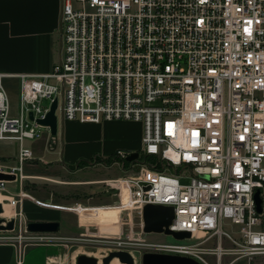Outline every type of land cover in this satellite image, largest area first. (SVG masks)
<instances>
[{"label":"built area","instance_id":"1","mask_svg":"<svg viewBox=\"0 0 264 264\" xmlns=\"http://www.w3.org/2000/svg\"><path fill=\"white\" fill-rule=\"evenodd\" d=\"M61 1L62 58L51 73L21 75L17 115L0 75V141L18 145L16 165L0 172L27 179L24 167L35 155L25 141L43 138L29 115L45 119L55 98L67 121L142 123L140 157L156 158L162 169L147 165L151 177L126 181L129 195L115 207L138 209L141 230L115 242L141 247L142 257L199 264L264 255V0ZM129 155L120 150L114 161ZM8 183L0 181V193ZM147 205L173 207L169 230L190 233L177 240L188 243L142 239ZM30 240L59 239L37 233ZM16 241L0 233V245ZM24 251L17 247L16 264Z\"/></svg>","mask_w":264,"mask_h":264},{"label":"crops","instance_id":"2","mask_svg":"<svg viewBox=\"0 0 264 264\" xmlns=\"http://www.w3.org/2000/svg\"><path fill=\"white\" fill-rule=\"evenodd\" d=\"M61 9V0H0V75L10 101L17 104V109L12 110L13 115L18 114L21 75L51 73L62 58ZM60 111L61 130L56 148L49 145L50 135L45 134L31 146L34 162L41 163H26L24 174L27 179L52 178L56 170L46 168V164L61 165L66 169L81 161L91 163L114 159L120 150L132 154L142 149V123H79L65 120L63 109L60 108ZM59 141V159L49 160V153L57 151ZM17 152V143L0 141V165L15 166ZM7 185H15L14 192L7 188L9 195L15 196L19 183L9 181ZM0 200L8 201L9 196L0 193ZM23 210L35 221L59 222L62 232L60 211L44 210L31 201L23 202ZM65 254L66 250L59 245L31 246L25 250L22 264H54ZM16 255V246L0 245V264H16Z\"/></svg>","mask_w":264,"mask_h":264},{"label":"rangeland","instance_id":"3","mask_svg":"<svg viewBox=\"0 0 264 264\" xmlns=\"http://www.w3.org/2000/svg\"><path fill=\"white\" fill-rule=\"evenodd\" d=\"M59 100L61 104L62 98L60 97ZM10 104L13 111L17 109L16 103L10 101ZM43 105L49 107L50 102L45 101ZM57 115L59 119L58 130L60 131V109L57 111ZM41 132L45 136L50 134L46 128H41ZM39 140H26L25 143L31 147ZM60 145L61 142L59 141L57 151L49 153V160L59 159L58 150ZM139 153L141 156L143 155L142 152L139 151ZM34 160L31 161L33 164L41 163L40 161L34 162ZM136 163L133 165L132 163L115 162L114 160L106 163L105 161L97 160L79 169H65L61 165L56 164L44 165L46 168L56 170L53 172L54 176L52 178L25 179L22 184L19 183L15 196L9 195L7 189L1 192L3 195L9 196V198L15 197L19 203L14 208L17 214L13 218L15 220L14 231H0V233L17 238L19 242L16 241L12 245H16V247L22 246L24 250L36 245L63 246L66 254L61 259L56 260L57 262L54 264H75L76 253L74 254L73 250L92 252L97 256L103 255L105 248L100 243H89V247L83 248L81 244L76 242L79 238L114 241L131 234L133 239H137L141 230L140 211L138 209H133L131 212L120 211L115 207L129 195L130 188L126 181L141 176L145 178L152 176V171H148L146 168L147 165H150L148 161L140 157ZM7 188L10 192L15 191V185H7ZM24 201H31L44 210L53 209L61 212L62 232L53 234L59 240L54 243H39L30 240L37 233L27 231V224L35 220L24 212ZM0 202L9 204V201L5 200H0ZM74 226H76L75 230L73 229ZM224 227L229 231L237 229L228 221H225ZM141 238L150 242L188 243L187 241H177L171 236L154 233L142 235ZM74 243L76 246L72 250ZM225 246H229V243L226 242ZM133 250L138 262L142 264L144 249L134 245ZM224 262H228L227 258L224 259ZM235 264H264V255L255 257L250 261H239Z\"/></svg>","mask_w":264,"mask_h":264},{"label":"water","instance_id":"4","mask_svg":"<svg viewBox=\"0 0 264 264\" xmlns=\"http://www.w3.org/2000/svg\"><path fill=\"white\" fill-rule=\"evenodd\" d=\"M59 110L58 98H55L50 106L45 119H34L33 113H30V120L35 121L39 126L49 130V145L56 148L58 142V115ZM140 157L138 152L130 154L126 158V162H136ZM16 178L13 175H8L0 172V181H14ZM255 202L257 212H263V201L260 197V190L255 193ZM4 213L3 205L0 203V215ZM175 217L174 208L171 206L162 205H147L143 209L142 218L144 223V232L147 234H165L171 236L176 240L189 239L190 233L187 232H172L169 230L173 219ZM5 224V225H3ZM15 228V220L0 219V231H13ZM61 225L59 222H43L33 221L27 224V231L31 233H52L60 232ZM118 258L122 264H134L132 258L125 252L111 253L109 257L105 258L103 263L110 264L114 259ZM77 264H97L95 258L80 256ZM142 264H199L195 260L177 255L146 253L142 257Z\"/></svg>","mask_w":264,"mask_h":264},{"label":"flooded vegetation","instance_id":"5","mask_svg":"<svg viewBox=\"0 0 264 264\" xmlns=\"http://www.w3.org/2000/svg\"><path fill=\"white\" fill-rule=\"evenodd\" d=\"M115 241L116 240H114V242H108L107 240L96 241V240H93V239H86V238L77 239L76 240L77 244L78 243L81 244L83 246V248L89 247V243H100V245L104 246L105 250H103L104 251L103 255L97 256L95 253H92V252L73 250V247L76 246L75 243H74V246H72V250H73L74 254L76 253V255H75V260H76L75 264L78 263V258L80 256H83V255L87 256V257L95 258L97 260V264H104L103 261H104L105 258L109 257V255L111 253H118V252L127 253L132 258L134 264H140L138 262L137 256L134 253V250H133L134 244H132V243H122V242L119 243V242H115ZM116 259H118V258H116Z\"/></svg>","mask_w":264,"mask_h":264},{"label":"trees","instance_id":"6","mask_svg":"<svg viewBox=\"0 0 264 264\" xmlns=\"http://www.w3.org/2000/svg\"><path fill=\"white\" fill-rule=\"evenodd\" d=\"M142 158H144L146 161H148V163L150 165H156L157 164V168L160 169V170L162 169L161 163H159V161L156 158L151 157V156H144ZM113 160L114 159H108V160H105V162L108 163V162L113 161ZM2 161H6V160H2ZM126 163L129 164V162H126ZM88 164L89 163L87 161H81L76 166H74V167H68V168H70V169L78 168L79 169V168H82V166H86Z\"/></svg>","mask_w":264,"mask_h":264},{"label":"bare ground","instance_id":"7","mask_svg":"<svg viewBox=\"0 0 264 264\" xmlns=\"http://www.w3.org/2000/svg\"><path fill=\"white\" fill-rule=\"evenodd\" d=\"M2 205H3V208H4V213L2 215H0V219H4V220H7V221L13 219L14 215L16 213L14 208L11 205L7 204V203L6 204H2ZM3 225H5V224H3ZM111 264H122V263H120V261L118 259H114Z\"/></svg>","mask_w":264,"mask_h":264}]
</instances>
